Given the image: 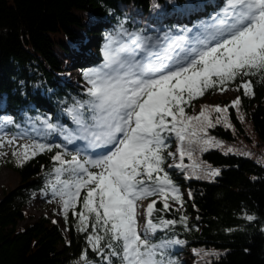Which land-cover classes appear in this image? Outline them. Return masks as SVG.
Returning <instances> with one entry per match:
<instances>
[{"label":"trees","instance_id":"trees-1","mask_svg":"<svg viewBox=\"0 0 264 264\" xmlns=\"http://www.w3.org/2000/svg\"><path fill=\"white\" fill-rule=\"evenodd\" d=\"M223 6L224 0H0V138L26 129L35 143L51 147V151L45 150L23 163L11 159L4 162L17 173L19 182L0 199V264H84L82 255L89 264H107L87 242L88 235L93 234L90 225L94 218L90 216L89 227L81 232L79 218L73 214L74 210H82L86 190H82L73 208L61 213L66 236L47 217L19 227L26 215L24 206L35 191L45 189L47 182L55 179L53 169L59 164L52 157L59 152L71 159L67 153L76 155L74 146H82L78 140L68 143L61 129L77 132L75 106L89 100L90 85L84 73L103 63L105 37L115 35L123 24L129 32L142 30L146 35L171 32L183 36L184 30L190 29L187 35L192 38L201 25L215 23L214 17ZM89 36L94 37L90 42ZM91 49L96 55L89 54ZM70 63L82 74L77 81L61 79ZM244 79L252 81L253 94L245 96L243 89L237 91L240 104L227 106L228 122L244 132L242 116L264 146V79L260 75ZM240 82L237 79L223 87L237 88ZM219 89L210 88L203 96ZM196 105L201 109L197 98L184 105L186 114L193 115L191 110ZM81 111L84 119L91 116L87 107ZM215 115L219 114L212 113L214 127L207 129V135L234 138L223 122L215 123ZM27 118L36 131L29 128ZM44 121L54 125L55 130L47 129ZM164 135L168 136V148L163 167L179 189L183 203L166 212H154V223H159L161 216L177 223L158 229L148 238L153 243L182 241L175 244L178 249H165L166 258L176 264H186L182 261L184 251L192 253L195 264H264V164L210 149L195 152L191 159L185 155L184 167L173 172L166 166L171 162L167 152L175 146V135ZM184 147L192 150L187 142ZM193 161L204 167L190 165ZM210 169L218 170L219 175L209 176ZM68 178L67 173L61 177ZM156 207L162 209L163 203L157 201ZM181 215L185 221L180 220ZM247 216L254 219L248 220ZM111 259L119 264L116 257Z\"/></svg>","mask_w":264,"mask_h":264},{"label":"snow or ice","instance_id":"snow-or-ice-1","mask_svg":"<svg viewBox=\"0 0 264 264\" xmlns=\"http://www.w3.org/2000/svg\"><path fill=\"white\" fill-rule=\"evenodd\" d=\"M214 20L210 26L201 25L192 38L187 35L190 29H185L183 36L171 32L146 35L142 30L129 32L121 24L115 35L105 37L103 63L84 73L90 85L89 100L75 106L77 133L61 129V134L70 144L85 140L88 148L105 151L96 159H81L79 153H67L71 159H65L66 154L58 152L52 157L59 167L53 169L55 183L51 187L65 211L73 208L86 190L82 210L73 214L79 218L81 232L89 227L90 216L94 218L90 225L93 234L88 235L87 242L107 264H113L112 257L119 264H176L166 258L165 249L182 241L153 243L148 238L158 229L177 223L162 216L154 223L153 213L168 211L170 198L181 206L183 203L163 167L168 148L164 134H174L179 141L176 152L181 163L168 167L183 168L184 156L191 159L193 155L184 147L185 142L189 146L199 144L201 150L220 144L207 135V129L214 127L212 113L219 114L216 124L231 127L228 107L204 105L198 115L190 116L184 105L210 88L226 90L223 86L237 79L241 82L236 90L252 95V81L244 78L260 75L264 79V0H224ZM239 104L237 97L231 107ZM85 107L91 112L87 120L81 111ZM69 111L72 114L73 110ZM44 125L55 130L47 121ZM45 150L51 151V147L33 142L12 154L23 163ZM174 155L167 152L169 157ZM65 173L69 178L61 179ZM207 174L216 176L219 172L210 169ZM152 196L160 198L163 208L156 207V200L147 204L142 236L138 202ZM180 220L186 217L181 215ZM81 260L89 264L85 255Z\"/></svg>","mask_w":264,"mask_h":264},{"label":"rangeland","instance_id":"rangeland-1","mask_svg":"<svg viewBox=\"0 0 264 264\" xmlns=\"http://www.w3.org/2000/svg\"><path fill=\"white\" fill-rule=\"evenodd\" d=\"M93 39L94 37H90V36L87 37V40L89 42L92 41ZM74 48H76V50H79V52L84 51V49L80 46H74ZM89 54L96 55V53L92 49L91 51H89ZM102 57H103V53H102ZM81 76L82 74L78 68H75V64L70 63L69 66L65 69V71L61 75V79L63 81H77ZM224 89L226 90H221V89L215 90L211 93L210 96L207 97L200 96L197 98V101L199 102V104H201V106L204 105H209V106L219 105L223 107L231 106V102L236 99L238 92L236 88L232 86H225ZM199 111H200V105L199 107L198 105L194 106L193 109L191 110L193 115L198 114ZM2 119L3 122H6L4 118ZM6 120L8 121V123L10 122L9 118L7 117ZM26 122L31 130L34 131L37 130V127L32 122H30L28 118ZM240 124L243 127L244 132L239 131L238 128L234 129V127H228V129L231 130L234 138H230V139L218 138L217 135L209 133V136L213 137L216 141H219L220 144L218 146H212V145L203 146L204 147L203 151L210 149H217L223 153H232V154L240 155L252 159L255 162L264 164V146H262L258 142L252 131L251 125L242 116L240 117ZM173 138H174L173 142H175V146L171 152H173L175 155L171 158V162L169 164L175 165L181 163V160L179 159V155L176 152L178 140L176 136ZM10 140H13L14 143L10 144L8 142ZM33 142L35 143V141L28 135L26 129H23L21 133L17 135L5 133L0 138V199L7 191L15 188L19 182V177L17 173L12 168L4 164L5 160L11 159V161H13L14 163H18V157L12 154L13 151L19 150L20 146L23 144H28ZM81 143L84 144V149L81 147L77 148L78 153H80L81 159L85 157L96 159L98 158L99 154L105 151L104 149H102L101 151H97L99 150V148L97 149L88 148L87 141L85 140H81ZM229 148H231L232 151L229 152L228 151ZM192 150H193V155L195 154V152L202 151L201 145L193 144ZM190 165L198 166L199 168L204 167V164L198 161H193L192 164ZM166 168L173 169L174 170L173 172H176V170L181 169V168H176L175 166L171 168L166 166ZM91 170L96 171V169H91ZM54 183H55V179H50L47 182V186L45 189L37 190L32 194V198L24 206V211L26 215L24 220L19 221L18 223L19 227H25L29 224H32L40 217H47L52 222H55L60 226L64 236L67 235L66 228L62 223V219H61V213L64 210L61 200L58 196L53 195V189L51 185ZM152 200L160 201V198L158 196H152L138 202L140 205L139 212L141 213L139 217L141 235H144L142 231L145 223V217L143 216V211L147 207V204L150 203ZM169 203L171 207L180 206V204H177L174 201H172L171 198L169 199ZM167 248L178 249V247L175 244H170ZM182 261L186 264H195L192 253L188 251H184V256L182 257Z\"/></svg>","mask_w":264,"mask_h":264},{"label":"bare ground","instance_id":"bare-ground-1","mask_svg":"<svg viewBox=\"0 0 264 264\" xmlns=\"http://www.w3.org/2000/svg\"><path fill=\"white\" fill-rule=\"evenodd\" d=\"M78 147H80V145L77 144V145L74 146L73 149H74L75 151H77V148H78ZM81 148H82V147H81ZM83 149H84V147H83ZM83 149H82V150H83ZM101 150H102V149H99V150H97V151H101Z\"/></svg>","mask_w":264,"mask_h":264}]
</instances>
